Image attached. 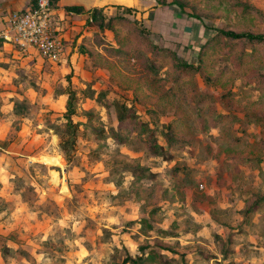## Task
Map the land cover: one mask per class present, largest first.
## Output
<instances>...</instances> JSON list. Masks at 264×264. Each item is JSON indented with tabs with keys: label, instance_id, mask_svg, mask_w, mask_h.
<instances>
[{
	"label": "rangeland",
	"instance_id": "rangeland-1",
	"mask_svg": "<svg viewBox=\"0 0 264 264\" xmlns=\"http://www.w3.org/2000/svg\"><path fill=\"white\" fill-rule=\"evenodd\" d=\"M158 1L155 20L70 22L60 65L16 45L1 55L0 248L18 252L0 264H123L149 247L166 264H223L225 250L264 264V208L241 222L264 197V84L244 86L264 76V44L217 34L264 35V0ZM125 38L137 58L119 61L109 47ZM176 64L191 67L179 76ZM114 101L134 106L165 148L170 122L188 145L164 162L136 139L115 143V109L103 106ZM231 230L242 235L229 240Z\"/></svg>",
	"mask_w": 264,
	"mask_h": 264
},
{
	"label": "trees",
	"instance_id": "trees-1",
	"mask_svg": "<svg viewBox=\"0 0 264 264\" xmlns=\"http://www.w3.org/2000/svg\"><path fill=\"white\" fill-rule=\"evenodd\" d=\"M49 1V8L50 10H54L57 6L58 0H48ZM158 1V0H157ZM37 0H31V7H34L36 5ZM159 2V1H158ZM162 5V3H159ZM174 5V4H173ZM114 11L117 15L115 17L116 19H113V17H108L106 15L108 12L105 11L104 9H93V10H84L83 7L81 6H69L66 7V12L67 13H73V14H88V21L91 23L97 19V17H101L103 19H107L108 21L116 20L117 22H123L126 23L125 21L127 20H134V22L140 21L141 20V13L137 11L136 9L129 8V7H122V6H117L114 7ZM109 10V9H108ZM120 13V14H119ZM53 18H50V24H53ZM128 22V21H127ZM52 28V26H51ZM135 28V27H134ZM135 31V30H134ZM135 33V39H137V33L138 31L134 32ZM217 34L218 36L223 38L224 40H232V41H246V42H253L255 44H264V35L262 34H252L249 32H234V31H225V30H218ZM140 35V33L138 34ZM131 38V37H129ZM218 39V38H217ZM127 41V42H126ZM131 41L125 39H118V42L111 43L110 49L113 50V55L119 61L123 60H129L132 58H137V56H134V43L133 41L131 44H129ZM101 48V46H100ZM131 49L133 51H131ZM154 51V49H151V52ZM161 52L166 53L168 56L171 54L168 52L166 49H160ZM39 55V54H38ZM174 55V54H173ZM112 56V55H111ZM41 58V57H40ZM139 58V57H138ZM42 60L46 61L45 59L41 58ZM47 62V61H46ZM61 62H58L57 64L53 65H60ZM191 66L186 65V64H176V69L178 70V75L181 76L180 69H185V68H190ZM145 68L149 71L152 72L154 67H150L149 65L145 64ZM258 80V81H257ZM264 84V76H261L258 79L252 78L249 79L248 81L245 82L244 86H253V85H259L261 86ZM119 86H122V84H119ZM76 100V96L73 93H68V101H67V113H66V118L70 119L71 116L74 115V102ZM103 106L109 110L110 108L115 109V119H116V126L110 130V137L113 139V141L119 145H124L127 140L129 139H136L139 142H141L145 148L147 153H149L152 156L159 157L162 161L168 162L172 159V155L168 152V149L172 148H178L181 149L184 146L188 145L185 141L179 138V136L176 134V129H173L175 125H171L172 123L170 122L168 125H165L162 127L163 133H162V138L164 139V143L166 144L167 148H165L163 145H161L158 142L157 136H156V129L155 127L150 126L146 121H143L141 117L139 116L138 111L135 109L134 106L132 105H126V104H121L117 102H106L103 103ZM198 113V110L195 111ZM223 117V116H222ZM221 118V117H220ZM177 120V119H176ZM181 122H185V119L181 118ZM218 121V119H217ZM256 123L263 125L264 126V117L258 118ZM155 123L153 124V126ZM156 124L155 126H157ZM144 172V171H143ZM142 171H135L133 174V177L136 180H142L145 177L143 176ZM155 177V175H151V178ZM255 205L248 208L243 215V219H241V222L243 225L247 226L248 220H246V217L248 215H253L257 214L258 211H263L262 208H264V197L260 198L259 201L254 203ZM143 223L145 221H142ZM151 228V227H150ZM152 230V229H150ZM158 234H161L164 237L168 238H179L180 235L169 233L167 231H164L163 229H159ZM230 232V229H229ZM237 233V231L231 230V233L228 236L229 240L234 239L233 235ZM240 234H235V236H240L242 235V232H239ZM245 234V233H244ZM143 252L146 251V257L143 259L138 258H131V257H126L123 261V264H139L143 262L151 263V264H166L162 261V255L155 251V249H152V247L149 248H143ZM162 250H166L167 252L171 254H175L174 252L171 251L170 248L165 246V249L162 248ZM17 250H14L10 248L9 246L5 245L0 248V254L3 258L6 257H11L15 259L17 255ZM224 254L222 255L223 261H225L224 264H238L237 262L230 260L228 256L229 252L225 250L223 252ZM181 262L182 264L185 263V256L181 255ZM215 257H207L206 260H211L214 259Z\"/></svg>",
	"mask_w": 264,
	"mask_h": 264
},
{
	"label": "crops",
	"instance_id": "crops-1",
	"mask_svg": "<svg viewBox=\"0 0 264 264\" xmlns=\"http://www.w3.org/2000/svg\"><path fill=\"white\" fill-rule=\"evenodd\" d=\"M157 0H58L57 6L54 10L51 11V15L53 18V23L55 26L56 31L59 33V35L63 38V40L67 41L68 35L64 32V29L68 27V24L70 22H78L82 23L84 19L88 18V14H73V13H67L66 7L69 6H81L84 10H93V9H104L107 12H111L114 10V7L122 6V7H129L136 9L141 13V18L144 19V17H149L153 20L156 18V14L158 11H160V5L157 6ZM31 7V0H0V28L4 27L6 25L7 20L15 13L26 11ZM109 9V10H108ZM163 14V13H162ZM165 15V14H164ZM163 17V16H161ZM159 17V18H161ZM178 16L173 14L171 18L174 20V18H177ZM178 17L177 19H179ZM151 20V21H153ZM149 22L145 19V23ZM186 21L184 19L179 20V28H181L184 31L190 30L189 25H187ZM152 23V22H150ZM190 24V23H189ZM172 25V24H171ZM174 25H172L173 27ZM192 26V25H191ZM169 30L165 31L167 34L171 33L170 26ZM171 36L175 35L178 36L176 32L174 33L173 30H171ZM180 34V33H179ZM183 34V33H182ZM181 34V35H182ZM12 45L0 42V57L4 53H9L8 51L12 49ZM32 50V48H29L25 51ZM69 52L67 51V47L65 46L64 54L67 55ZM62 62V61H61ZM225 237V236H223ZM244 237V236H243ZM241 236V238H243ZM188 243V242H186ZM241 252H246L243 249H241ZM230 259V258H229ZM216 260L217 262H221L220 259H212ZM210 260V262L212 261ZM235 261V259H230ZM237 262V261H235ZM225 261H223V264ZM238 263V262H237ZM211 264V263H210Z\"/></svg>",
	"mask_w": 264,
	"mask_h": 264
},
{
	"label": "built area",
	"instance_id": "built-area-1",
	"mask_svg": "<svg viewBox=\"0 0 264 264\" xmlns=\"http://www.w3.org/2000/svg\"><path fill=\"white\" fill-rule=\"evenodd\" d=\"M51 17L49 1L37 0L34 7L15 13L7 20L0 28V42L22 49L32 48L50 64H57L61 62L65 46L54 23L50 24Z\"/></svg>",
	"mask_w": 264,
	"mask_h": 264
}]
</instances>
